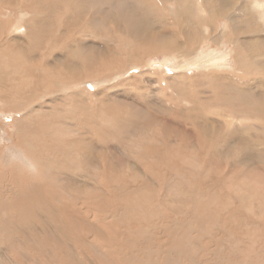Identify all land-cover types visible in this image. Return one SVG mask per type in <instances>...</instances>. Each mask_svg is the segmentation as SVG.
I'll return each instance as SVG.
<instances>
[{
	"label": "bare ground",
	"instance_id": "obj_1",
	"mask_svg": "<svg viewBox=\"0 0 264 264\" xmlns=\"http://www.w3.org/2000/svg\"><path fill=\"white\" fill-rule=\"evenodd\" d=\"M165 1L0 0L1 264H264V227L246 214L264 209V145L250 130L264 124V0H247L241 16L238 0H177L173 20ZM224 39L235 70L222 68L224 46L201 54ZM157 55L180 68L169 89L190 101L196 92L197 131L167 123L189 112L156 98ZM202 105L229 107L236 130L208 121ZM155 124L163 148L152 146ZM221 235L226 245H215Z\"/></svg>",
	"mask_w": 264,
	"mask_h": 264
},
{
	"label": "rangeland",
	"instance_id": "obj_2",
	"mask_svg": "<svg viewBox=\"0 0 264 264\" xmlns=\"http://www.w3.org/2000/svg\"><path fill=\"white\" fill-rule=\"evenodd\" d=\"M135 1V0H134ZM192 1H195V0H192ZM201 1H203V0H201ZM200 0H196L195 2L196 3H198V4H200V2H201ZM239 1V3H238V6H239V8L238 9H236V13H237V15H239V16H241V15H244L245 13H246V11H245V9L243 8V6H244V4H245V2H247V0H238ZM166 3H167V5H168V14L169 15H173V16H170V19H175V17L178 15V6H179V3L177 2V0H166L165 1ZM174 6V7H173ZM1 11V13H4L5 14V12H6V9H0ZM7 12H9V10L7 11ZM11 12V11H10ZM176 12V13H175ZM174 13V14H173ZM11 14H12V16H11ZM175 15V16H174ZM236 15V14H235ZM11 18H10V17ZM173 17V18H172ZM9 18V19H8ZM17 18H18V16L16 15V14H14V13H9V15H8V17H7V20H9V21H14L15 22V20L17 21ZM229 24H230V22L227 20V18H221L220 20H219V25L221 26V28L223 29V28H225V27H228L229 26ZM87 39L88 40H98L97 38H95V36L94 35H92L91 37L90 36H87ZM101 42V41H100ZM102 43V42H101ZM221 46H224L225 47V54H226V65H224L222 68H225V69H229V70H235L236 68H235V62H234V59H233V56H232V54H231V51H232V48H233V46H232V44H229V43H227L226 42V40L224 39V41H222V43H221V45H216L215 43H211V42H207V43H205L204 44V46L202 47V50H201V54H208V52L209 51H211V50H219V48L221 47ZM200 54V55H201ZM149 58H151V59H149V66H150V69H151V71H153V73L155 74V76H154V78H155V83L152 81L151 83L153 84V88H155L156 90H158L157 91V96L158 97H156V98H160L162 101H163V103L164 104H166V106H164V108L167 110L168 108H173V109H182V111L185 113V112H189V114H187V116H183V117H181L180 118V120L178 121V119L177 120H175V122H173V121H171V123L170 122H167V123H169V124H171V125H173V128L174 127H176V126H188L190 129H192V130H195V131H197L198 130V127H197V125L196 124H194L193 123V121L192 120H190V117L191 116H194L197 112H198V110H197V108H195L196 107V105L194 104V101H192V99L193 98H195L194 96H196L195 94H196V92L195 91H193V90H191L190 92V97H191V101L190 100H188V99H186V98H184V97H182V95L180 94V93H178L177 91H175V90H173V89H169L168 87H167V85H168V83L166 82V76L168 77V76H177L181 71H180V68H179V66H178V64H177V61H176V59H173V60H171V63H168V62H166V59H167V57L166 56H163V55H157V56H150ZM164 60H165V62H164ZM143 61H146V58H144V60L142 59L140 62H143ZM164 62V63H163ZM173 62V63H172ZM166 64V65H165ZM172 64V65H171ZM148 68L147 67H145V66H141V67H135V69H127L128 71H129V73L128 74H122V73H119V74H117L118 76H116L115 75V78L113 79V78H111V77H108V80H107V83H106V85H110L111 87H113V86H116L117 84L119 85V84H122L121 82H125L124 81V79L125 78H127V77H129V76H131L132 74L134 75V74H140V73H142V72H144V71H146ZM109 70V71H108ZM108 72L107 73H110L111 71H112V68H108ZM166 71V73H163V71ZM178 70V71H177ZM197 70V71H196ZM158 71V72H157ZM180 71V72H179ZM190 72V74L192 75V76H194V75H196L197 73H199V70L197 69V68H192V70H190L189 71ZM161 73V74H160ZM157 74V75H156ZM164 74H166L165 76H164ZM163 76V77H162ZM162 77V78H161ZM118 78V79H117ZM111 80V81H110ZM123 80V81H122ZM117 81H119V82H117ZM244 81H247V78L245 77V79H244ZM109 83H111V84H109ZM113 83H114V85H113ZM116 83V84H115ZM104 86V85H103ZM100 86H94L93 88H91L90 89V93H94L95 91H96V89H98ZM71 90H68L67 92H70ZM215 96H217V95H215ZM196 97H198V96H196ZM197 99H199V98H197ZM47 97L44 99V101L45 102H47ZM203 106V112H204V116H205V118L208 120V121H214V122H216L215 120H218V121H220L221 122V124H219L218 122H216V123H218L219 125L218 126H220L221 128H223V129H226L227 131H230V130H236V128L235 129H230L226 124H225V121L226 122H228L229 121V119H227L226 118V116L227 115H231L232 113L230 112V110L231 109H229V107L228 108H225V109H223L222 111L223 112H221L220 114H217L218 112H215V110H212V108H210L208 105H202ZM7 116V117H6ZM5 116V121H6V123H8V122H12V119H13V116L11 115L10 116V114L9 115H6ZM9 119V120H8ZM5 121L4 122H2L1 123V125L3 126V123H5ZM256 122V123H255ZM255 122H252V124H251V132L252 131H258L257 133L259 134V135H261V132H263L262 134H264V131L262 130L263 128H264V124H260V123H258L259 121H255ZM245 123H248V121H246ZM259 124V125H257V126H259V127H257L256 125L255 126H253V124ZM190 124H193V126L192 125H190ZM261 125V126H260ZM155 127H154V130H155V132L156 133H158V135H159V143L156 145H152V146H154V147H156L155 149H158V148H163L164 146H163V144H169V141L165 138V136L161 133V129L163 128L161 125H158V124H155L154 125ZM168 126V125H167ZM217 126V127H218ZM172 127V126H171ZM235 127H239V126H235ZM254 127V128H253ZM262 127V129H261V132H260V129L259 128H261ZM248 128V127H247ZM253 128V129H252ZM255 128H257V129H255ZM165 129V128H164ZM255 129V130H254ZM9 130V129H8ZM255 132H253V134L252 133H249V137L250 138H252L250 135H252L253 137H255L256 135V133L254 134ZM6 134H7V132H6ZM258 134H257V136L255 137V139L257 140H254L253 138H252V140H254L255 141V143L257 142H261L260 144H262V145H264V139H261V140H258V138H260V136L258 137ZM255 135V136H254ZM162 136V137H161ZM258 137V138H257ZM165 142V143H164ZM7 143V144H6ZM2 145H5V146H7V147H14L13 146V144L12 143H9V142H5V144H2ZM162 145V146H161ZM161 146V147H160ZM148 147V146H147ZM235 158H233V160H234ZM237 159V158H236ZM186 160H187V162H188V159L186 158V159H184V161H183V164L185 163L186 165H193V166H195V167H197L195 164H190V163H186ZM0 164H7V163H3V160H1L0 159ZM192 167V166H191ZM206 166H204L203 167V165H199V168H196L197 170H199V174H200V176H202V177H204V176H207L208 174H210L211 173V171H210V168L209 169H206L205 168ZM194 168V167H193ZM201 168H202V170H201ZM0 171H2V170H0ZM3 172V171H2ZM1 172V173H2ZM80 172H82L81 170H80ZM202 173V174H201ZM204 173H205V175H204ZM219 176V178H220V183H219V185H222L224 182H225V179H226V177L225 178H222V174H221V176L220 175H218ZM34 177H36V172H35V175H34ZM33 178V177H32ZM31 178V179H32ZM135 180H134V182H138L139 184H141V182H140V180L141 179H136V177L134 178ZM162 179V178H161ZM204 179V178H203ZM108 180V179H107ZM205 181H207L206 179H204ZM223 181V182H222ZM99 182H102V180L101 179H99ZM128 182H133L132 181V179L131 178H128ZM222 182V183H221ZM219 187H221V186H219ZM221 189V188H220ZM224 188H222L221 190L222 191H224L223 190ZM236 199H238V195L236 194ZM85 203V202H84ZM239 203V202H238ZM238 205H240V206H238ZM237 205V207H239V208H242V204H238ZM260 208V207H259ZM256 209L255 207H252V208H249L248 210H246V214L247 215H249V216H251L252 217V219L250 218V221L252 222V223H250V227L251 228H254L256 225H258L259 223H260V226L261 227H264V219L263 218H261L260 216H262V213H263V215H264V209ZM243 209V208H242ZM247 209V208H246ZM85 212H87V211H85ZM259 215V216H258ZM97 217V213H96V211H95V213L92 215V219H97L96 218ZM256 217V218H255ZM259 217V218H258ZM260 219H262L263 220V222L260 220ZM259 220V221H258ZM254 221V222H253ZM257 222V224H256V222ZM255 225V226H254ZM253 226V227H252ZM245 232H246V230L244 231V229H237L236 228V233L239 235V236H241L240 237V241H241V243H242V245H247L248 244V241H247V238H246V234H245ZM237 235V236H238ZM243 235H244V237H243ZM222 238H224V239H222ZM221 240V242H220V240ZM219 239H218V237H217V240L220 242H214V241H210V242H208L209 244L212 242V245H209L210 247H212L211 249H210V247L207 249V253H208V256L206 257L207 258V260H210V261H212L213 260V254L211 255V253L213 252V251H211V250H213V246L216 248V246L215 245H220V246H223V245H226L225 244V236H223V235H221V237L219 236ZM245 239V240H244ZM94 242H97L96 240L94 241ZM213 242H214V244H213ZM208 243H207V246H208ZM210 250V251H209ZM210 254V255H209ZM34 255V254H33ZM13 256H14V254H13ZM209 256H210V258L211 259H209ZM212 256V257H211ZM15 257V256H14ZM17 259H19L18 261L20 262V264H25V262H27L26 260V258H17ZM22 261H24V262H22ZM263 261H264V259H263ZM0 264H1V262H0Z\"/></svg>",
	"mask_w": 264,
	"mask_h": 264
}]
</instances>
